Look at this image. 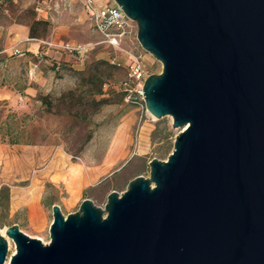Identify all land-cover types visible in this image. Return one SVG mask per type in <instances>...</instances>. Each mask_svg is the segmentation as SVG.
I'll return each mask as SVG.
<instances>
[{
  "label": "water",
  "instance_id": "obj_1",
  "mask_svg": "<svg viewBox=\"0 0 264 264\" xmlns=\"http://www.w3.org/2000/svg\"><path fill=\"white\" fill-rule=\"evenodd\" d=\"M113 1L163 65L142 91L173 151L104 207L54 205L47 244L0 231V264H264V0Z\"/></svg>",
  "mask_w": 264,
  "mask_h": 264
},
{
  "label": "rangeland",
  "instance_id": "obj_2",
  "mask_svg": "<svg viewBox=\"0 0 264 264\" xmlns=\"http://www.w3.org/2000/svg\"><path fill=\"white\" fill-rule=\"evenodd\" d=\"M29 2L0 0L1 50L8 44L6 32L10 26L20 24L30 31L28 24L33 18L48 21L44 38L29 37L27 42L18 40L13 50L1 55L0 103L7 102L6 114L10 110L20 117H32L30 123L40 130L38 139L43 136L46 139L41 145L31 146L47 147L51 154L42 165H32L24 152V146L28 145L0 143V188L9 187L11 197L9 210L0 207V231L5 232L17 224L24 233L47 244L54 205H59L65 216L78 212L85 199L104 207L112 191L122 194L136 177L149 178L151 160L168 159L180 129L173 128L171 117L158 120L110 94L111 90L121 92L120 83L128 74L129 55L123 50L141 57L148 76L162 72L163 65L146 52L138 40L126 41L123 50L109 47L101 43L100 35L80 5L46 18L35 15ZM68 44H90L93 48L82 63L76 55L63 49ZM96 60L120 65L115 78L104 86V97H111V104L97 112L91 109L82 112L75 108L72 114L60 116L41 110L35 101L40 94L57 97L75 89L80 74ZM77 111L79 115L75 113ZM154 131H157V139L152 142ZM72 168H77L84 177L82 187L85 190L76 200L68 197L63 186L47 180L50 174L55 181L61 172L69 176ZM75 173L77 170H73ZM70 192L74 194L76 186L70 185ZM46 201L51 205L45 206ZM37 205L38 215L31 210L32 206L37 212ZM10 243L9 256L16 250L14 243Z\"/></svg>",
  "mask_w": 264,
  "mask_h": 264
},
{
  "label": "trees",
  "instance_id": "obj_3",
  "mask_svg": "<svg viewBox=\"0 0 264 264\" xmlns=\"http://www.w3.org/2000/svg\"><path fill=\"white\" fill-rule=\"evenodd\" d=\"M35 15L37 13L31 9ZM29 36L32 39H42L48 31V21L34 19L28 24ZM120 69L118 63L108 60L92 61L87 69L80 74L78 85L75 89L68 90L57 97L51 94H40L35 101L40 104L41 110L47 114L59 115L72 114L75 108L80 110L91 109L97 112L101 107L113 102L111 97H104V86L113 80ZM116 100H124V93L110 91ZM7 102L0 103V143L9 145H41L45 142V137L38 139L39 128L30 122L32 117L26 115L20 117L17 113L6 114ZM80 114L79 111L75 112ZM91 138V137H90ZM90 138L88 140H90ZM157 139V131L152 134V142ZM10 189L7 186L0 188V207L9 210ZM45 206L51 205L49 201Z\"/></svg>",
  "mask_w": 264,
  "mask_h": 264
},
{
  "label": "built area",
  "instance_id": "obj_4",
  "mask_svg": "<svg viewBox=\"0 0 264 264\" xmlns=\"http://www.w3.org/2000/svg\"><path fill=\"white\" fill-rule=\"evenodd\" d=\"M19 3L22 0H11ZM29 1V0H28ZM32 8L39 15L43 10L51 15H59L71 11L77 3H81L88 20L94 30L100 35L101 43L109 47L123 50L126 41L138 40V25L128 18L125 12L115 3L108 4L99 0H30ZM52 46V43L49 44ZM92 45H66L63 49L68 50L85 62L92 50ZM129 55V69L127 77L120 83V90L124 93V100L146 115H151L146 108L143 97V85L148 77L145 65L140 56L130 51L123 50ZM115 63V62H113Z\"/></svg>",
  "mask_w": 264,
  "mask_h": 264
},
{
  "label": "crops",
  "instance_id": "obj_5",
  "mask_svg": "<svg viewBox=\"0 0 264 264\" xmlns=\"http://www.w3.org/2000/svg\"><path fill=\"white\" fill-rule=\"evenodd\" d=\"M101 1H104L105 3H108L110 5L113 4L114 2L113 0H101ZM31 3L32 2L30 1L28 4L31 5ZM77 5L81 6V3H77L76 6ZM42 15L45 16L46 18H48L49 16H52L50 12L45 11V10L39 13V16H42ZM1 36H2V32L0 29V37ZM6 36L8 37V44L5 49L3 50L0 49V57L2 54H7L11 50H13L16 47L18 40L20 42H27L30 40L28 27L24 25H20V24H14L10 26L9 30L6 32ZM80 62L83 63V61H80ZM1 89H2V86L0 84V96H1ZM24 147L26 148L24 152L26 155H28L29 163L32 165H42L48 160L51 154L50 149H48L47 147L31 146V145L24 146ZM73 170H77V173L73 174ZM94 173H97V172L94 171ZM52 176H53L52 174L48 175L47 180L51 181L53 184L63 186L64 189L66 190V193L68 194V197L72 200H76L77 198H79V195L82 194L85 190V187H82L84 177L77 168H72L69 176H65V174L61 172L60 175H58L60 176V178L57 179V181L53 180ZM70 185L76 186V192L74 194L70 192ZM42 192H43L42 194H44V191ZM37 209L38 210L36 212L32 209V206H31V210L34 212V214L36 213L38 215L40 212L38 205H37Z\"/></svg>",
  "mask_w": 264,
  "mask_h": 264
},
{
  "label": "bare ground",
  "instance_id": "obj_6",
  "mask_svg": "<svg viewBox=\"0 0 264 264\" xmlns=\"http://www.w3.org/2000/svg\"><path fill=\"white\" fill-rule=\"evenodd\" d=\"M6 231V230H5ZM2 235H5V232H2ZM6 264H8V263H6Z\"/></svg>",
  "mask_w": 264,
  "mask_h": 264
}]
</instances>
